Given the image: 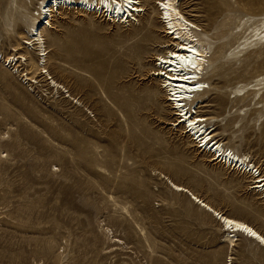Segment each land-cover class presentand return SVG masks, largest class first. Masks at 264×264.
<instances>
[{
    "label": "rangeland",
    "instance_id": "rangeland-1",
    "mask_svg": "<svg viewBox=\"0 0 264 264\" xmlns=\"http://www.w3.org/2000/svg\"><path fill=\"white\" fill-rule=\"evenodd\" d=\"M13 1L0 0V264H264L262 248L242 235L236 245L224 242L219 222L161 177L264 232V200L251 180L196 150L162 94L146 91L158 44L137 56L136 20L54 12L44 37L47 70L69 90L58 93L36 68L25 43L29 21L17 19ZM155 1L138 27L150 16L159 21ZM227 1L180 5L211 36L214 59L220 46L236 44L237 22L264 13V0ZM71 47L76 57L67 55ZM263 54L247 71L226 66L223 76L209 75L193 104L211 117L220 142L249 153L264 172L263 104L231 93L264 73Z\"/></svg>",
    "mask_w": 264,
    "mask_h": 264
},
{
    "label": "bare ground",
    "instance_id": "bare-ground-1",
    "mask_svg": "<svg viewBox=\"0 0 264 264\" xmlns=\"http://www.w3.org/2000/svg\"><path fill=\"white\" fill-rule=\"evenodd\" d=\"M34 1L14 0L13 4L18 13L17 19L29 21L30 37H28L29 41L26 40L25 43L32 45L31 50L36 51V68L42 75H47L50 87L57 89L58 93L60 90L69 92L67 87L47 70L48 54L44 36L47 28L53 27L54 12L63 14L62 10L70 12L75 9V11L78 10L77 12L81 11L91 16L101 14L106 16L108 22L113 21L115 24L116 22L125 23L136 20L137 23L133 25V28L141 35L139 39L137 38L139 46L137 56L142 58L150 46L158 44V49L153 54L154 65L150 69L152 81L157 86L155 87L153 83L149 84L145 87L146 91L152 93L153 88H156V91L162 94L163 105L168 107L170 113L174 112V115L177 116L173 125H177V127L181 125L182 130L187 134L186 138L190 142L189 144L196 150H200L211 161L243 173L246 178L251 180L250 188L264 200V172L256 165L249 153L241 152L235 146L220 142L216 138L214 125L208 123L211 117L202 114L200 103L197 106L193 104L194 100L199 101L201 96L207 92V87H210L207 79L209 75V78L223 76L222 72L226 66L231 67L234 72L247 71L252 66L253 55L259 56L263 53L264 13L256 12L254 15H246L247 19L244 22L239 20L240 24L237 22V28L240 27V29L233 33L237 38L236 44L229 48H227L228 43L220 46V56L218 59H214V51L211 53L213 47L211 36L206 29L200 28L201 25L190 20L182 12L180 5L183 0L155 1L157 8L155 6L150 8L157 11L159 21L150 16L140 27L137 24H140L141 17L146 15V6H150L152 0H37L39 7L34 10H37L36 12H32L29 10V4H33ZM223 1L228 2L227 0ZM249 1L252 4H257L261 0ZM139 15L141 16L138 17ZM196 28H200V32H195ZM73 49L71 47L66 52L72 58L77 53L76 49ZM14 58L13 56V60ZM19 58L24 59L23 56ZM9 59L8 57L7 60ZM24 60L27 61V59ZM216 61L219 63L214 66ZM25 78L29 83H37L28 74L25 75ZM231 93L237 99L240 96L253 95L256 97L255 99L258 98L259 104H263L259 107L264 108V73H260L250 82H242L239 87H233ZM70 96V94L67 95V97ZM222 96V93L218 92L212 101L218 104ZM160 175L165 181L167 180L169 189L176 193L186 194L194 205L219 222L224 232V242L236 245L239 235H242L264 250V232L254 224L223 212L192 192L186 185L174 181L164 173H160Z\"/></svg>",
    "mask_w": 264,
    "mask_h": 264
}]
</instances>
